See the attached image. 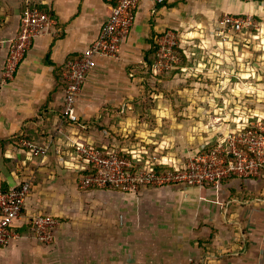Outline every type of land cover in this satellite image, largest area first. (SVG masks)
I'll return each mask as SVG.
<instances>
[{"label":"crops","instance_id":"0c3cea01","mask_svg":"<svg viewBox=\"0 0 264 264\" xmlns=\"http://www.w3.org/2000/svg\"><path fill=\"white\" fill-rule=\"evenodd\" d=\"M30 7L48 13L57 34L35 39L6 80L8 41ZM254 12L242 0H141L119 58H97L86 76L76 101L80 125L88 127L123 105L126 76L147 66L162 33L199 35L223 14ZM109 14L105 0H0V189L27 178L32 183L15 236L0 247V264H264L263 176L137 194L79 190L80 171L67 151L70 141L82 139V129L76 134L61 116V70L92 43ZM22 137L48 145L46 156L29 157L19 146ZM39 214L57 221L51 244L35 238L30 220Z\"/></svg>","mask_w":264,"mask_h":264},{"label":"rangeland","instance_id":"374dc122","mask_svg":"<svg viewBox=\"0 0 264 264\" xmlns=\"http://www.w3.org/2000/svg\"><path fill=\"white\" fill-rule=\"evenodd\" d=\"M246 3L258 12L242 15L252 22L242 31L220 35L223 14L199 35H176V62L168 69L151 68L158 51L150 67L132 69L127 88H122L123 105L108 109L88 127L82 122V143L104 154L135 157L136 168L142 170L146 161L182 165L214 143L229 149L231 138L248 139L252 131L251 141L258 140L257 150L264 157V0ZM67 152L75 168L79 166L74 148ZM262 176L264 165L248 169L242 179ZM77 186L83 192L91 189H81L79 178ZM146 188L179 187H142L126 194ZM200 262L190 259L187 264Z\"/></svg>","mask_w":264,"mask_h":264},{"label":"built area","instance_id":"2783aa9c","mask_svg":"<svg viewBox=\"0 0 264 264\" xmlns=\"http://www.w3.org/2000/svg\"><path fill=\"white\" fill-rule=\"evenodd\" d=\"M110 4V14L101 26L98 35L79 57L65 62L61 70L64 84L62 118L73 128L84 129L76 110V101L86 76L94 67L97 58L118 59L122 45L128 39L137 6L141 0H105ZM160 5L164 0H149ZM252 2L256 0H242ZM263 1V0H261ZM249 16L224 14L218 21L220 35L238 33L251 25ZM56 22L50 15L38 8H25L20 16L19 30L8 41V49L2 69V77L11 80L33 41L43 35L57 34ZM158 59L152 64L153 70L168 69L176 62L174 49L177 48L176 35L170 31L162 33L157 39ZM255 132V131H254ZM78 131H76V134ZM252 131L247 138H231L229 149L220 144L206 145L182 165H165L160 162L146 161L142 170L136 168L134 158L119 157L113 152L96 148L82 139L70 141L82 171L91 166L95 172L79 177V187L111 189L121 193H134L142 187H219L230 177H241L249 170L264 165V157L257 150L258 140H252ZM19 146L29 157H45L48 145H37L26 138H20ZM74 155V154H73ZM166 170H162V168ZM32 188L29 178L18 186L2 191L0 189V247H6L14 238L13 226ZM57 221L50 215L39 214L31 219L35 238L44 244H51Z\"/></svg>","mask_w":264,"mask_h":264},{"label":"trees","instance_id":"16d2710c","mask_svg":"<svg viewBox=\"0 0 264 264\" xmlns=\"http://www.w3.org/2000/svg\"><path fill=\"white\" fill-rule=\"evenodd\" d=\"M257 2L261 1V0H256ZM156 51H157V47L155 46V44L152 46L151 50L149 51L150 55H152V57L150 58H147L146 57V65L147 66H151V62L153 60V56L156 54ZM183 58V57H182ZM184 59V58H183ZM162 170H166V168H162ZM95 172V170L91 167V166H86L82 171H80L78 174H79V177L80 176H86V175H89V174H93ZM233 178V177H232ZM30 223H31V220H30Z\"/></svg>","mask_w":264,"mask_h":264}]
</instances>
